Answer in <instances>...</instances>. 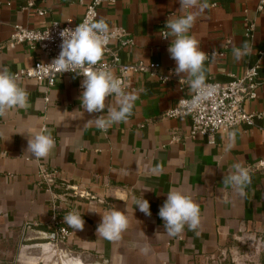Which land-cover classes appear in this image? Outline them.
Masks as SVG:
<instances>
[{"label":"crops","instance_id":"crops-1","mask_svg":"<svg viewBox=\"0 0 264 264\" xmlns=\"http://www.w3.org/2000/svg\"><path fill=\"white\" fill-rule=\"evenodd\" d=\"M91 1L34 0L46 11L40 17L34 9L21 10L26 0H0V68L15 73L45 60L39 51L10 43L14 26L41 30L52 22L75 25ZM204 4L207 7L201 10ZM257 4L258 0H199L196 7L184 8L179 0H104L96 19H104L109 31L122 29L134 40L133 46L121 50L122 60L159 63L161 72L175 75L166 84L129 75L125 92L137 97L132 115L106 131L95 119L107 118L110 108H118L116 96L106 99L104 112L89 114L80 103L83 78L63 75L51 88L31 79L18 82L29 93L27 105L0 116V264H13V255L3 253H13L22 238L29 243L20 246L16 264H35L26 249L50 251L47 245L39 248L44 242L39 233L49 231L56 217L64 223L63 217L73 211L82 214L84 229L75 231L64 223L70 237L59 247L75 262L240 264L249 257V264H264V167H253L264 162V58L257 97L245 104L247 112L262 113L254 126L191 138L187 118L166 117L193 90L187 74L174 72L176 63L167 51L172 38L163 41L159 35L167 20L195 14L189 35L200 41V50L221 51L229 41L222 56L204 63L206 82L226 83L254 65L264 45V9L257 12ZM248 22L254 24L250 38L245 36ZM243 42L251 45V52L237 61L233 49ZM116 45L115 40L109 44ZM40 133L51 134L55 148L48 157L37 159L27 151V143ZM231 133L234 146L226 150ZM235 163L245 166L251 176L244 197L223 183ZM42 168L56 171L52 192L38 185ZM170 190L182 191L199 205L201 224L196 231L187 226L177 236L165 231L158 212ZM141 198L149 202L151 216L136 206ZM114 208L126 214L129 227L120 240L109 241L96 228ZM254 242L262 251H252ZM145 245L147 254L141 252ZM35 256L39 264L43 255Z\"/></svg>","mask_w":264,"mask_h":264},{"label":"clouds","instance_id":"clouds-1","mask_svg":"<svg viewBox=\"0 0 264 264\" xmlns=\"http://www.w3.org/2000/svg\"><path fill=\"white\" fill-rule=\"evenodd\" d=\"M181 7L194 8L199 0H179ZM207 5H201V10ZM95 12L91 18H86L74 29L65 28L59 35L61 37L59 55L49 64L57 73L72 72L82 76L80 103L84 111L89 114L102 113L106 108V99L110 96L118 98V108H110L107 118L97 116L95 123L99 129L106 131L113 123L125 122L132 115L135 95L127 94L123 81L117 78L107 64L102 63L108 44L109 26L104 19L97 20ZM196 15L189 13L176 19L167 20L165 29L160 36L171 39L167 51L175 61L174 72L177 76L187 74L190 88L197 93L193 106L207 98L213 91L212 86L206 83L204 63L207 54L200 50V41L189 35ZM251 52V45L243 42L240 47L233 49L234 58L239 61ZM99 65V67H97ZM29 93L17 82V77L7 67L0 68V116L14 108H24L28 103ZM235 134H229L226 150L234 146ZM55 148V140L51 134L40 133L28 139L27 151L37 158H46ZM234 172L223 179L225 185H231L240 195H246L245 188L251 182L248 169L241 163L233 164ZM139 211L151 216L150 205L146 199L136 201ZM91 211V210H89ZM159 217L163 227L170 236H177L187 226L196 231L201 224L199 205L189 196L179 190H170L167 198L159 208ZM64 223L75 231L84 229L85 221L78 211L69 212L63 217ZM129 227L126 214L115 208L107 215L102 216L96 232L109 241H118L122 233ZM199 234V233H197ZM149 247L141 248L147 254Z\"/></svg>","mask_w":264,"mask_h":264},{"label":"built area","instance_id":"built-area-1","mask_svg":"<svg viewBox=\"0 0 264 264\" xmlns=\"http://www.w3.org/2000/svg\"><path fill=\"white\" fill-rule=\"evenodd\" d=\"M44 2L46 0H40ZM104 0H92L85 7V11L81 22L86 18H91L95 12L97 18V10ZM109 3H114L116 0H107ZM7 6L10 3L6 4ZM34 9L38 16H44L46 11L36 6L34 0H26V4L21 8L23 11ZM264 9V0H258L256 7L257 12ZM78 23V24H79ZM75 25H63L57 22H52L47 27L41 30H29L22 26H14L13 33L10 38L11 44H24L30 51H39L45 56V60L37 61L32 66L26 69L19 70L14 74L17 77V82L31 79L35 80L46 88L54 86L55 82L62 78L63 75H73L79 78L82 76L72 72L57 73L49 65L54 58L59 55L60 44L62 42L59 33L65 29H74ZM165 29V24L159 28V35ZM254 29L253 22H248L245 27V36L250 38ZM108 44L104 54L102 63L107 64L114 75L123 81L124 90L127 89V77L131 74H140L147 78L154 79L161 84H166L175 79L173 72H161V66L155 62H144L137 60L131 63H126L120 56L121 50L126 47L133 46L134 40L122 29H115L107 33ZM161 40L166 41L160 36ZM112 40L117 41L115 48H110L109 44ZM229 41L226 40L221 51H213L207 53V59L219 57L228 48ZM257 62L247 68L241 77H233L226 83L206 82L212 86L211 94L199 101L198 105L193 106V101L197 95L194 91L187 96L180 98L175 106L166 112L168 118L185 117L190 122L188 136L194 138L196 136L212 137L218 132H228L238 126L252 127L256 119L262 117V113H250L245 109L247 102H252L256 99V90L263 81L259 75L260 61L264 58V45L257 51ZM99 67V65H97ZM180 83H184L180 80ZM114 96V95H113ZM47 102V98H45ZM0 155H2L0 153ZM254 168L264 167V162H258ZM56 171L53 169L42 168L39 172L38 185L40 188L52 192L54 187L53 180L55 179ZM68 189V187H67ZM76 192L77 190L74 189ZM80 196L89 197L86 192H79ZM47 232L54 235L53 243L62 245L70 237V231L62 220L57 217L48 225Z\"/></svg>","mask_w":264,"mask_h":264},{"label":"water","instance_id":"water-1","mask_svg":"<svg viewBox=\"0 0 264 264\" xmlns=\"http://www.w3.org/2000/svg\"><path fill=\"white\" fill-rule=\"evenodd\" d=\"M39 236H40V239L43 240L44 242L42 244H40L39 248L43 245H47L49 246L50 248V251H52V253L54 252H57L58 253V258L59 260L57 261H54L52 262L51 264H84V263H81V262H71V259L74 260L72 257L69 256L68 252L66 250H64L63 248H58V251L56 247H59V245H55L53 243V240H54V235L52 233H49L47 231H44V232H40L39 233ZM42 252H48L49 250H43L42 248H40ZM68 258L69 262L65 261L63 262V259L64 258ZM38 259L35 257V258H32L31 259V263H38ZM47 262H49V260H47V256H43L41 259H40V263L41 264H46ZM90 264H102L100 262H95V263H90Z\"/></svg>","mask_w":264,"mask_h":264},{"label":"rangeland","instance_id":"rangeland-1","mask_svg":"<svg viewBox=\"0 0 264 264\" xmlns=\"http://www.w3.org/2000/svg\"><path fill=\"white\" fill-rule=\"evenodd\" d=\"M28 243L29 242H26L25 240H23V238L22 239H20V241H19V243L14 247V250H13V253H11L9 250H6V251H4V253L3 254H12L13 255V264H16V256H17V254H18V251H19V249H20V246L22 245V246H24V245H28ZM257 242H254L253 243V247L251 248L252 249V251H257V248H259L257 245ZM57 248V250L56 251H58V248H60V247H56ZM262 251V248L260 247L259 249H258V251ZM1 252V251H0ZM263 252H264V250H263ZM28 257L29 256H31V257H36L35 255H40L41 256V254L43 255V256H47V260H49V262H47L46 264H51L52 262H54V261H58L59 260V258H58V253L57 252H53L52 253V251H48L47 253L46 252H42L41 251V249H32V248H27L26 249V253H25ZM251 261H250V258L249 257H244V262L242 261V262H240V264H249ZM39 264H41V263H39ZM231 264H237V262H232Z\"/></svg>","mask_w":264,"mask_h":264},{"label":"bare ground","instance_id":"bare-ground-1","mask_svg":"<svg viewBox=\"0 0 264 264\" xmlns=\"http://www.w3.org/2000/svg\"><path fill=\"white\" fill-rule=\"evenodd\" d=\"M65 261L69 262V260H68L67 257L63 259V262H65ZM71 262H75V261H73V260L71 259Z\"/></svg>","mask_w":264,"mask_h":264}]
</instances>
